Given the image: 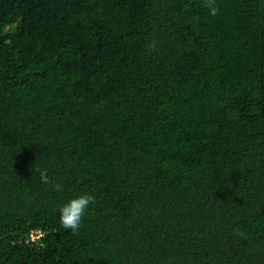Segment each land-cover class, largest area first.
Wrapping results in <instances>:
<instances>
[{
	"label": "trees",
	"instance_id": "obj_1",
	"mask_svg": "<svg viewBox=\"0 0 264 264\" xmlns=\"http://www.w3.org/2000/svg\"><path fill=\"white\" fill-rule=\"evenodd\" d=\"M217 4L0 0V264H264V0Z\"/></svg>",
	"mask_w": 264,
	"mask_h": 264
},
{
	"label": "clouds",
	"instance_id": "obj_2",
	"mask_svg": "<svg viewBox=\"0 0 264 264\" xmlns=\"http://www.w3.org/2000/svg\"><path fill=\"white\" fill-rule=\"evenodd\" d=\"M203 6L208 10L210 16H216L220 12L219 5L217 0H203ZM155 42H153L150 47L155 48ZM40 180L44 184H52V180L47 174L46 169H39ZM54 189L57 191L62 190V185L54 184ZM95 203V196L88 192L81 193L73 198L69 199L59 208V223L62 228L66 230H71L73 234H77L79 229L82 227V221L85 217L87 210L90 205ZM42 235V232L37 234H32L30 239L34 240L39 238ZM234 235L241 239L246 238V232L242 229H236Z\"/></svg>",
	"mask_w": 264,
	"mask_h": 264
}]
</instances>
